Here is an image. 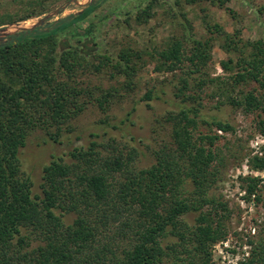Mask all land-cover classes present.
Returning a JSON list of instances; mask_svg holds the SVG:
<instances>
[{
  "label": "trees",
  "instance_id": "1",
  "mask_svg": "<svg viewBox=\"0 0 264 264\" xmlns=\"http://www.w3.org/2000/svg\"><path fill=\"white\" fill-rule=\"evenodd\" d=\"M157 1L140 7L137 21H148ZM185 1L224 6L231 0ZM97 5L60 23L22 30L0 44V264H216L211 249L226 237L220 213L228 207L210 190L225 157L213 147L218 135L197 130L200 122L223 132L235 127L202 113L198 92L208 82L205 67L215 37L197 39L185 17L187 38L158 51V71L187 70L175 86L180 99L170 102L168 110L171 139L153 149L151 165H138L142 152L131 131L123 134L122 144L105 129L107 142L92 133L87 144L63 153L55 149L64 142L62 133L74 129L73 119L84 107L81 97L92 94V88L83 87V75L111 66L133 90L141 69L139 51L122 48L113 56L99 46L95 23L81 29ZM209 29L224 38L223 48L231 51L235 34L217 24ZM254 45L252 58L243 60L251 68L237 72L235 84L262 74L264 39ZM223 67L229 69L228 62ZM114 93L104 92L100 105ZM165 93L151 88L143 98L162 100ZM227 100L246 113L264 112V101L253 93ZM258 127L264 135V120ZM38 130L47 137L34 143L31 137ZM46 149L51 156L43 161ZM249 166L264 172V147ZM38 167L39 189L33 177ZM242 179L249 197L261 195V177ZM188 214L195 215L193 225L184 219ZM252 244L250 256L240 264H264V237Z\"/></svg>",
  "mask_w": 264,
  "mask_h": 264
},
{
  "label": "rangeland",
  "instance_id": "2",
  "mask_svg": "<svg viewBox=\"0 0 264 264\" xmlns=\"http://www.w3.org/2000/svg\"><path fill=\"white\" fill-rule=\"evenodd\" d=\"M77 1L83 5L76 4L74 0H0V30L6 29L7 32L31 27L63 6L66 7L50 17L46 25L60 23L91 4H98L88 19L80 23L81 29L91 22L95 23V37L99 46L104 52L111 50L113 56L122 48L129 47L141 53L138 61L141 69L135 76L133 90L127 89L125 76L111 66H105L101 73L83 75V87L92 88V94L81 97L80 104L84 107L73 119L74 129L62 133L64 142L57 143L55 149L63 153L87 144L93 138L92 133L100 134L97 139L107 142L109 137L104 134L105 129L124 143L123 134L128 136L131 131L142 152L137 160L138 165H151L155 161L153 149L171 139L172 122L167 120L168 110L172 108L170 102L180 99L175 95V86L187 70L184 69L186 67H179L176 71H158V51L167 48L174 40L186 39L184 24H187L186 19L189 20L190 30L197 39L216 38L211 41V55L205 67L204 76L208 82L203 91L198 92L202 98L203 117L218 116L235 127L234 131L223 132L214 125L200 122L197 130V133L218 135L219 139L213 147L219 156L225 157L218 182L211 188L210 194L227 204L228 212L220 213L223 214L226 237L212 246V258L216 264H240L245 261L251 254L252 242L264 237V172L252 170L249 166L252 156L263 153L264 135L260 133L258 123L264 120V112L255 110L246 113L241 107L228 102L227 98L232 95L243 99L253 93L264 101V68L259 79H248L237 84L233 79L237 72L251 68L243 60L252 58L257 51L254 44L264 39V0H231L224 6L210 1L158 0L148 21L140 22L136 18L138 10L150 0ZM24 17L27 19L18 21ZM15 22L19 25H11ZM216 24L235 34L231 51L223 48L224 38L209 29V25ZM223 62H228L229 69L223 67ZM186 64L191 67L188 62ZM151 88L166 92L162 100L147 101L143 98ZM110 90L115 93L108 95L102 107L98 99H102L103 93ZM123 121L126 123L123 124ZM42 136L47 137L46 132L38 130L31 138L37 143ZM45 153L43 161L51 156L48 149ZM39 170L38 167L33 171L36 187L41 182ZM245 176L262 178L261 195H247V182L242 179ZM194 216L188 214L184 219L193 225Z\"/></svg>",
  "mask_w": 264,
  "mask_h": 264
},
{
  "label": "water",
  "instance_id": "3",
  "mask_svg": "<svg viewBox=\"0 0 264 264\" xmlns=\"http://www.w3.org/2000/svg\"><path fill=\"white\" fill-rule=\"evenodd\" d=\"M74 1H75L76 4L83 5V4H81V3H80L79 1H77V0H74ZM65 7H66V6H63V7L59 8V9L55 10L53 13L49 14L48 16H45V17L41 18L40 20H38V21H37L33 26H31V27H23V28H20L19 30H16V31H14V32H7L6 29H2V30H0V44L7 42L8 40H10V37H11L12 35H14V34L20 32V31H22V30H25V29L33 30V29H36V28H38V27L45 26L46 23H48L47 20H48L50 17H53L54 15H57V14L61 11V9H62V8H65ZM11 25H19V23H16V22H15V23H11Z\"/></svg>",
  "mask_w": 264,
  "mask_h": 264
}]
</instances>
